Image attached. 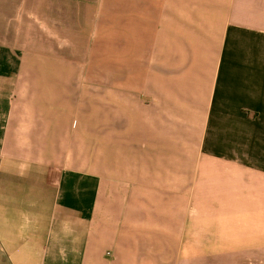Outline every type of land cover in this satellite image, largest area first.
Returning a JSON list of instances; mask_svg holds the SVG:
<instances>
[{"label":"crops","instance_id":"crops-1","mask_svg":"<svg viewBox=\"0 0 264 264\" xmlns=\"http://www.w3.org/2000/svg\"><path fill=\"white\" fill-rule=\"evenodd\" d=\"M0 264H264V0H0Z\"/></svg>","mask_w":264,"mask_h":264},{"label":"rangeland","instance_id":"rangeland-1","mask_svg":"<svg viewBox=\"0 0 264 264\" xmlns=\"http://www.w3.org/2000/svg\"><path fill=\"white\" fill-rule=\"evenodd\" d=\"M109 2H110V0H108V3ZM94 59L95 58H92L90 63H94ZM102 61H103V65H104V70H106V68H108V66L110 65V57H103L102 58Z\"/></svg>","mask_w":264,"mask_h":264}]
</instances>
